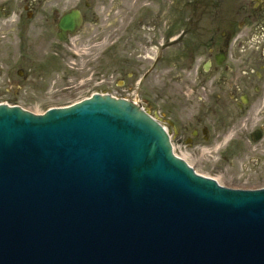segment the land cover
Instances as JSON below:
<instances>
[{
	"label": "water",
	"instance_id": "obj_1",
	"mask_svg": "<svg viewBox=\"0 0 264 264\" xmlns=\"http://www.w3.org/2000/svg\"><path fill=\"white\" fill-rule=\"evenodd\" d=\"M0 264H264V188L198 174L129 99L0 103Z\"/></svg>",
	"mask_w": 264,
	"mask_h": 264
},
{
	"label": "rangeland",
	"instance_id": "obj_2",
	"mask_svg": "<svg viewBox=\"0 0 264 264\" xmlns=\"http://www.w3.org/2000/svg\"><path fill=\"white\" fill-rule=\"evenodd\" d=\"M84 2H41L43 12L36 22L40 25L37 29L40 34L34 35L36 50L29 49L24 42L17 18L7 17L0 11V103L17 104L32 112L42 113L49 107L66 106L96 92L129 99L140 103L167 128L175 154L201 175L213 177L220 184L233 188L264 186V160L253 159V153L250 156H235L241 151H227L224 144L215 147L216 142H201L197 146H187L183 142L181 106L187 101L178 73L184 63L179 57L181 42L177 40L170 47V68L154 67L155 52L148 49L134 57L136 65L132 69L129 62L121 61L120 55L125 52L116 44L121 17L129 21L135 15L138 19L156 22V25H140L141 32L153 30L161 34L169 23L172 38L182 32L183 38H192L194 34H190L191 31L211 32L217 26L224 29L226 23L232 22L235 35L229 64L234 69V80L242 79L247 42L243 13L238 11L247 1L107 0L108 4L103 8V0H92L98 14L96 23L90 20ZM0 4L18 8L20 0H0ZM72 7L83 12V25L68 39L59 40L55 36V19L51 10ZM238 22H241L239 27ZM141 32L138 31V35H142ZM104 49L106 56L99 60V54ZM130 72H134L131 77L127 75ZM118 80H124V83ZM231 89L234 91L236 87ZM190 102L188 115L194 114L198 106L196 100ZM262 120L259 116L249 119L247 129ZM247 129L242 127V132ZM258 146H261L260 143L252 147Z\"/></svg>",
	"mask_w": 264,
	"mask_h": 264
},
{
	"label": "flooded vegetation",
	"instance_id": "obj_3",
	"mask_svg": "<svg viewBox=\"0 0 264 264\" xmlns=\"http://www.w3.org/2000/svg\"><path fill=\"white\" fill-rule=\"evenodd\" d=\"M46 0H20L18 8L0 4V11L7 17L15 16L20 22V33L29 49L36 50V38L40 28L36 22L43 10L41 2ZM247 4L240 9L243 13V27L247 46L244 49L243 78L234 80V69L230 66L231 48L235 30L233 23H226V28L216 27L208 30L191 31L192 38H183L182 33L172 38L169 23L160 32L140 29V25L155 24L154 20L138 19V16L121 17L116 33V44L121 51V61L135 66L134 57L146 50L155 52L154 67L170 68V47L177 40L181 42L179 53L184 63L178 71L185 90L186 101L181 106L182 125L181 137L187 146H197L201 142L215 143V147L224 144L227 151L236 155L250 156L253 159L264 160V0H245ZM58 4V2H57ZM103 8L108 4L103 0ZM84 6L90 20L96 23L95 5L92 0H85ZM66 10L55 8L51 15L55 19V36L58 31L57 21ZM81 11V10H80ZM82 13L83 21L84 14ZM241 22L237 23L239 27ZM138 31L142 35H138ZM158 33V34H156ZM187 34V33H186ZM182 36V38H181ZM68 36L66 39H68ZM34 38V39H33ZM138 38H141L139 41ZM65 39V40H66ZM180 39V40H179ZM28 49V50H29ZM106 56V49L99 54V60ZM132 67V69L134 68ZM134 72L127 73L133 76ZM124 83V80H118ZM236 87V90L231 88ZM242 86V88H239ZM251 91V92H250ZM197 101V111L188 115L190 101ZM261 117L263 120L247 129L249 119ZM242 127L247 129L242 132ZM243 134V135H242ZM252 135L258 136L254 141ZM202 138V140H200ZM260 143L261 146L252 147ZM255 151V152H254Z\"/></svg>",
	"mask_w": 264,
	"mask_h": 264
},
{
	"label": "bare ground",
	"instance_id": "obj_4",
	"mask_svg": "<svg viewBox=\"0 0 264 264\" xmlns=\"http://www.w3.org/2000/svg\"><path fill=\"white\" fill-rule=\"evenodd\" d=\"M133 102H135V101H133ZM135 103H138V102H135ZM169 133V132H168ZM172 148H173V151H174V146H173V144H172ZM174 153H175V151H174Z\"/></svg>",
	"mask_w": 264,
	"mask_h": 264
}]
</instances>
